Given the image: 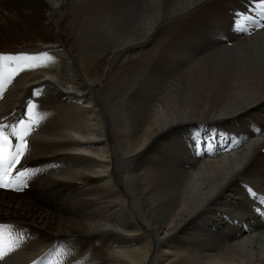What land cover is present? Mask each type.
Returning <instances> with one entry per match:
<instances>
[{"label": "bare ground", "instance_id": "6f19581e", "mask_svg": "<svg viewBox=\"0 0 264 264\" xmlns=\"http://www.w3.org/2000/svg\"><path fill=\"white\" fill-rule=\"evenodd\" d=\"M221 1L238 7L47 0L76 43L38 46L52 61L16 77L0 103L1 118L47 87L24 159L31 186L0 191V222L20 247L0 264L44 253L61 264H264V225L241 186L264 192V28L230 31L212 14ZM255 123L263 133L215 158L181 139L192 128L251 134Z\"/></svg>", "mask_w": 264, "mask_h": 264}, {"label": "rangeland", "instance_id": "374dc122", "mask_svg": "<svg viewBox=\"0 0 264 264\" xmlns=\"http://www.w3.org/2000/svg\"><path fill=\"white\" fill-rule=\"evenodd\" d=\"M64 7L57 11L63 13ZM61 18L51 15L47 0H0V51L37 48L55 40L66 48L74 46L76 37L68 24L71 19L66 15ZM160 140L163 137L155 142ZM86 244L96 246L91 241Z\"/></svg>", "mask_w": 264, "mask_h": 264}, {"label": "snow or ice", "instance_id": "6c2138e0", "mask_svg": "<svg viewBox=\"0 0 264 264\" xmlns=\"http://www.w3.org/2000/svg\"><path fill=\"white\" fill-rule=\"evenodd\" d=\"M256 8L259 9L257 15L258 19H253L251 21L254 27L264 28V0H259V2L255 5ZM239 18V14H237V19ZM235 25V20H234ZM237 31L243 32L245 29L237 28ZM41 58H45L46 60H51L52 57L48 56L47 52L40 53L39 55L29 56L27 54L21 53L18 56H5L0 54V62L5 60L7 61H23L26 67H34L35 61L40 60ZM22 69L17 66L12 70L11 75L8 77V81L18 74ZM0 89H2V84H0ZM39 95V92L34 93ZM36 107L35 104L29 102L28 104V112L29 119L25 121L23 119L19 120L17 124L6 125L0 123V187L2 188H12L15 187L14 181L10 178L12 176V172L16 169V166L20 163L21 158L25 155L28 150V140L27 136L30 134L34 123L37 121L32 117L33 109ZM10 129V131H8ZM12 137H15L18 143L15 145L12 142ZM38 171V170H36ZM33 174V170L25 169L24 171L16 172V179L21 180ZM246 187L247 193L249 196L254 199H261L258 196V192L254 191L251 187ZM17 190H19L17 188ZM261 202L264 203V199H261ZM259 212L260 209L257 208ZM13 226L9 224H0V261L4 260L6 256H8L13 250V247H5L3 244V231L5 229H11ZM35 264V262H34Z\"/></svg>", "mask_w": 264, "mask_h": 264}]
</instances>
